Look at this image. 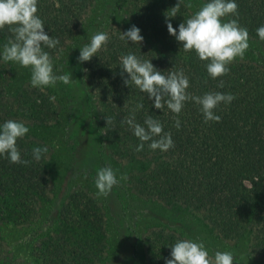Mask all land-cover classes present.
Masks as SVG:
<instances>
[{
	"label": "trees",
	"instance_id": "obj_1",
	"mask_svg": "<svg viewBox=\"0 0 264 264\" xmlns=\"http://www.w3.org/2000/svg\"><path fill=\"white\" fill-rule=\"evenodd\" d=\"M235 2L238 17L226 16L224 22L238 19L248 30L249 40L264 48V40L257 35L264 25V0ZM176 3L38 0L37 15L45 32L59 40L55 48L44 46V51L55 60L90 43L97 32L108 33V43L83 62V80L102 129L103 147L129 169L127 186L146 200L189 212L221 241L247 242L249 254L264 264V68L235 59L227 75L212 79L207 61H201L194 51L185 52L182 43L167 31L164 14ZM193 13L194 6L181 5L178 15L170 19L173 28L178 31V25ZM132 25L144 38L140 45L120 39V32ZM9 38L13 33L8 27L0 30V43ZM128 53L150 60L165 75L183 69L190 83L187 91L195 96L220 92L235 99L215 110L219 122L206 123L200 106L193 101L185 102L178 116L166 106L156 109L147 94L123 83L128 77L127 73L121 75L120 58ZM221 80L222 88L218 87ZM140 103L144 107L137 109ZM133 110L136 123L142 126L147 115L158 119L164 132L171 133L174 147L151 150L148 141L142 151H135L141 141L123 122ZM7 120L23 122L29 130L49 128L57 120V108L50 91L30 84L13 88L10 69L0 57V125ZM17 146L22 159L30 161L28 165L0 156V264H102L108 252L107 222L98 200L83 188L70 193L59 212L58 225L34 244L32 262L18 260L8 250L3 228L35 223L51 199L49 147L29 134L18 139ZM44 146L49 151L35 160L32 150ZM177 240L183 239L164 229L150 230L143 239L147 264H165Z\"/></svg>",
	"mask_w": 264,
	"mask_h": 264
},
{
	"label": "clouds",
	"instance_id": "obj_2",
	"mask_svg": "<svg viewBox=\"0 0 264 264\" xmlns=\"http://www.w3.org/2000/svg\"><path fill=\"white\" fill-rule=\"evenodd\" d=\"M181 5L193 8L191 2L177 0L175 6L165 12V23L169 35L182 43L185 52L194 51L201 61H207L206 70L212 79L223 77L229 72V65L236 59H243L249 48L248 30L238 23V19L224 22L226 16L238 17V4L235 0H208L199 10L194 12L186 21L173 28L170 19L178 15ZM38 0H0V30L8 27L13 33L3 45L2 56L5 62H15L21 67L30 68V83L32 87L44 88L55 86L62 82L67 85L73 80L70 73L56 74L50 54L44 51L59 44L45 32L43 20L37 15ZM257 35L264 40V25L257 29ZM120 39L126 43L140 45L143 36L140 29L132 25L128 30L120 32ZM109 41L106 32H97L91 37L90 43L80 48L78 62L90 61L96 53ZM121 75L127 73L123 80L125 86L134 85L140 92L147 94L154 100V107L162 110L166 106L177 116L185 106V102L193 101L200 106L205 122H219L221 117L215 110L220 104H229L235 97L232 94L208 92L202 96H195L187 91L190 87L189 78L183 69L170 71L167 75L157 70L150 60H142L133 53L122 55ZM221 80L218 87H223ZM137 109L144 107L138 104ZM134 135L141 141L135 148L143 150L144 142L151 141L148 147L151 150L168 151L174 147L171 133L164 132V125L151 115H147L144 126L135 121V110L126 118ZM175 127L179 129L180 121L175 120ZM29 128L15 120H7L0 125V156H5L11 163L28 165L30 161L21 157L17 140L28 133ZM158 137V138H157ZM49 151L47 146L36 147L32 150L35 160H40L42 154ZM127 179L125 175L117 178L116 170L111 166L100 168L96 174L95 187L98 196H108L112 189L119 184V180ZM171 258L165 264H234V255L230 251H216L214 256L209 255L203 241L183 239L177 240L171 246Z\"/></svg>",
	"mask_w": 264,
	"mask_h": 264
},
{
	"label": "rangeland",
	"instance_id": "obj_3",
	"mask_svg": "<svg viewBox=\"0 0 264 264\" xmlns=\"http://www.w3.org/2000/svg\"><path fill=\"white\" fill-rule=\"evenodd\" d=\"M191 2L194 3V12L204 4L202 0ZM3 45L0 43V53ZM79 52L80 47H76L53 60L56 74H71L73 80L70 84L58 81L55 86L41 88L52 94L57 120L52 127L33 128L26 134L40 139L50 149L48 187L51 188V199L41 208L35 223L3 228L11 254L18 260L32 262L30 254L34 244L52 233L58 225L59 212L70 193L83 188L98 200L107 222L109 253L102 264H147L143 239L150 230L158 228L182 239L203 241L210 256H214L216 251H230L234 255V264H259L249 254L247 242L230 244L219 240L189 212L139 197L127 186V179L119 180L108 196L97 195L95 179L100 168L111 166L118 179L121 175L127 177L129 169L102 145V129L95 119V108L88 99L83 80V62L77 60ZM237 59L264 68V48L249 40L243 59ZM5 63L10 69L13 88L31 85L30 68L11 61Z\"/></svg>",
	"mask_w": 264,
	"mask_h": 264
}]
</instances>
